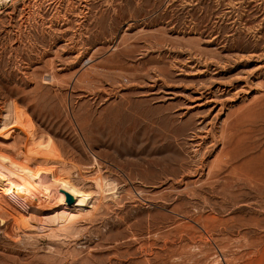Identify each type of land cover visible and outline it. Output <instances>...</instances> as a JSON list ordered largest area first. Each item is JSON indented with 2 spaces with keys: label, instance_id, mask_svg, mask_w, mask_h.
Wrapping results in <instances>:
<instances>
[{
  "label": "rangeland",
  "instance_id": "rangeland-1",
  "mask_svg": "<svg viewBox=\"0 0 264 264\" xmlns=\"http://www.w3.org/2000/svg\"><path fill=\"white\" fill-rule=\"evenodd\" d=\"M263 65L264 0H0V116L53 140L37 166L117 188L55 231L8 199L0 264H264Z\"/></svg>",
  "mask_w": 264,
  "mask_h": 264
},
{
  "label": "bare ground",
  "instance_id": "bare-ground-1",
  "mask_svg": "<svg viewBox=\"0 0 264 264\" xmlns=\"http://www.w3.org/2000/svg\"><path fill=\"white\" fill-rule=\"evenodd\" d=\"M40 8H41V4H39L36 7L35 14L40 15L37 11ZM21 114L18 111L17 107L14 105V103L9 102L4 107L0 116V135L4 138H7L9 132H12L14 131L12 129L17 128L21 130L27 137L26 147L27 148L29 147L25 153L22 154L21 152V155L16 158L14 157V155L13 156L8 155L9 152L5 154L3 153L2 150H1L2 152L0 151V194H2V199H0V209H5L7 206H11L8 201V199H10L14 203V205H17V207H19L18 208L19 212L17 211V213H15L16 222L18 224L26 222L25 220H29L30 222L31 219L26 218V213L30 211L31 207L33 209L32 205L34 203V200H36L37 203H39V205L36 206L34 211L35 212L34 214L35 220H33L34 224H38L37 227L40 230L44 231V229H49L50 231H55L58 229H63L66 226L81 220L82 218L86 217L89 214L91 216L92 215L91 213H93V211L96 210V208L98 207L97 206L98 203L101 200H105L107 198L106 194H110L109 192H111L113 197L115 196L113 192L115 191V189L117 190L115 183L111 180L109 181L105 178L103 179L102 176L98 175L91 179V182L94 184L96 190L94 188V191L92 190L90 191V189H85L86 187L84 188V186L80 187L79 185H77L75 183L76 181L74 182L71 179L72 177L69 176L70 174L69 175L65 174V171L63 172L60 166L59 168L61 170L58 171L57 167L54 166L55 165L54 163H53L54 165L50 167H46L43 165L37 166L36 163H34L33 161L35 157L34 155L36 154L35 151H38L37 155H40V153H42L41 158L45 160L44 162L46 163V161L48 160L50 161L48 157L54 151V143L51 138H48L47 140L44 141L42 140L43 138L40 137L37 140V138H35L36 135L34 134V131H32L30 127L28 128L26 126L27 123V121H25L27 120L26 117L23 118ZM65 193H69L74 197V203L72 205L66 202ZM53 196L56 198L55 201L57 202L55 207L54 205L50 208L48 207L49 211L46 209L47 210L46 213H40V211L39 212L36 211L39 210L40 208L42 210V206L40 205H44V203H48L50 198ZM87 218L89 217H86L85 219ZM0 221L3 222V218L1 217V215H0ZM188 227L186 226V228Z\"/></svg>",
  "mask_w": 264,
  "mask_h": 264
},
{
  "label": "water",
  "instance_id": "water-1",
  "mask_svg": "<svg viewBox=\"0 0 264 264\" xmlns=\"http://www.w3.org/2000/svg\"><path fill=\"white\" fill-rule=\"evenodd\" d=\"M65 196H66V202L72 205L74 203V197L70 195L69 193H65Z\"/></svg>",
  "mask_w": 264,
  "mask_h": 264
}]
</instances>
